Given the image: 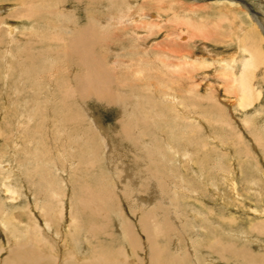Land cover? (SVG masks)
I'll use <instances>...</instances> for the list:
<instances>
[{"label": "bare ground", "instance_id": "6f19581e", "mask_svg": "<svg viewBox=\"0 0 264 264\" xmlns=\"http://www.w3.org/2000/svg\"><path fill=\"white\" fill-rule=\"evenodd\" d=\"M105 1L107 2H104V0H0V45L4 46L0 58V67L4 70L3 77L6 79L8 75L9 77L11 74L16 75L14 86L15 81L18 79L19 84L24 86V88L28 90L27 87H29L31 91L30 95L32 94L31 96L35 100L39 97V91H42L43 85L51 88L52 92L50 95L53 97H55V95L57 98L60 96L58 100L59 109L55 107L58 103L54 105L55 108L49 103L50 108L44 107V110L46 111V117L49 119V123L52 117H55V115L57 116V120L55 119L56 123L53 122V125L55 123L58 128V130H55L56 136L57 138L62 136V145L64 147L63 151L59 148L58 153V150L56 152L54 151V146L52 144L53 147L51 149L48 148L49 152L45 153V155L50 158L48 160L41 158V161L31 158V160L34 159V163L37 165L36 172L33 174L36 175V177L38 176L36 182L42 183L40 187L38 186L41 188L39 192L32 193L30 196L23 194L25 197H20L18 192H15L11 187L13 184H9V179L11 177L8 179L9 176L6 175L5 178H2L1 185L8 196H6V198L3 197L4 194L0 196V262H2V264H264V209H262L263 211L261 210L262 212L252 210L253 214L255 216L257 215V217L254 219L250 218V221L246 224L243 223V220L240 224H237V217L229 213V215L225 214V212L211 215L207 211L203 217V213L198 210V212H196L197 215L201 216V218H198L200 220L196 221V218L192 217L193 220L190 221L188 214L184 213L183 209L182 211L175 210L174 208H168L169 210H167L166 207L162 209L163 201L165 202L170 198L169 196L168 198L163 196V192L170 191V196H173V194L176 196V189H180L187 194H192L191 196H195L193 194H196L197 189L193 186H189L190 183H188V185L186 181L183 182L182 180L185 178L182 180L179 179L177 184L176 180H171L173 177L170 178L171 176H168V178H166V173L169 171V168H167L168 171L164 169V171L162 173L160 172L157 176L151 174L148 177L142 178V174L135 171L129 163H123L122 165V162H119L120 156H116L113 153L112 145L114 143L112 144L110 141L111 139H108L105 128L89 112V108H81V115L73 114L72 103L75 97L80 101L82 99L95 98L97 100L115 103L118 106L119 112L123 113L124 118L131 116L129 120L124 121L125 124H133L134 128H139L138 131H135L132 129V126L129 125L124 126L123 130L128 133V135L132 136V139L137 141L140 145L142 149L140 150V156L144 163L150 157L153 161L161 162L165 159L166 153L169 151L172 152V155L174 154L173 157H176L177 151L172 145L167 143L166 140L162 139L163 143H165L164 148L160 150L155 148V150L150 152L149 155L151 156L147 159L148 154H145V152L151 150V143L146 142L145 139L147 136L149 137L151 135L150 128L148 123L143 121V117L139 118L132 115L131 113H133L134 110H127L126 103L128 102L129 104V100L126 101L128 98H125V94L135 95L142 98V100L145 99L144 101L147 103L149 98H151L152 102H154L155 99L159 100L161 103H169L172 101L174 102L172 108L176 110L175 115L179 117L181 114L182 116L186 115L184 109L189 110L194 108V105H191V103L197 101V107L201 110L204 104H198L199 101L203 103L206 101L209 104H207L209 108L217 111V113H215L216 116L218 114L217 117H224V119L228 121L227 115L225 116L226 113L223 112L225 111L223 107H219L216 104L217 101L216 103L211 102L212 98L208 94L206 97L201 98L200 96L197 97L195 94L190 93L191 95L187 94V96L185 95L186 97L184 96L180 100H177L179 97L178 95L170 93L165 95L161 93L158 94L159 92L152 89V84H145L144 88H150L153 92L149 91L151 92L149 95H144V93L140 91L141 89H136V87L141 86V84H135L133 79H131V81L128 78L126 79L127 76H124L126 73L122 72L123 76L119 73L124 70V64H122L123 67L121 66L120 68L121 71L117 70L120 75H118V73L116 75L112 66L115 64L117 66L120 60L115 59V56L119 54L115 55L114 46L112 44L120 43L119 34L126 32L125 22L128 23L129 20L132 21V17L130 18L127 16L129 7L125 10L124 7H121V4L124 3L119 5V0ZM67 2L83 9V15H79L77 10H73V8L66 7V5L69 4H65ZM130 4L128 6H130ZM247 10L249 11L250 9L247 7ZM251 15L254 20L259 23L258 27L264 34L263 25L258 20L257 15ZM135 16L137 17L138 14ZM143 16L144 18L142 20H133L135 23L137 22L136 27H141L139 21H147L146 18L151 19L154 17V14L146 12ZM20 20L26 23H24V25L21 23L22 25H20ZM146 24H148V22H146ZM129 27L131 28V26ZM132 27L134 28V25H132ZM18 29H22L23 31H21L20 38H15L14 32ZM128 32H130L131 35L129 38L133 41L136 35L131 30ZM205 34L206 33L203 35L206 39L214 42L220 40L217 32L210 36H207L208 33ZM143 42L144 40H142V44ZM133 46L134 49H137V53L139 54V58L137 57L136 59L137 63H135L137 64L134 73L136 76L137 74L145 72V66L147 62H149L146 57L148 55L151 56V54L146 52L147 49L144 50V47V51H140L139 47L141 45H135L134 43ZM124 47L123 45L122 48ZM250 52L255 54L256 50ZM121 53H124V51ZM258 54L261 55V53ZM122 55L124 54L119 56ZM249 57V59L243 61V71H241L239 77H232L233 81L237 83L236 88L240 93V103L244 105L253 98L246 70L248 69L251 71V69H253L251 64L254 61H252L253 57ZM208 59H210V57ZM200 60L201 59H199V61ZM204 62H206V60ZM222 62H225V60L221 61V63ZM198 64L200 65L201 63ZM221 66L220 64V67ZM223 66L226 67L225 65ZM229 67H231V65ZM162 69L164 70V68ZM229 70L231 69L229 68ZM171 71H173L172 68ZM0 78L2 77L0 76ZM136 78V80H138V77ZM14 86L13 88H15ZM40 87L42 88L40 89ZM124 89H129V91L125 90V93L123 92ZM48 90L46 89V91ZM43 93H45L44 90ZM50 95L48 96L50 97ZM42 99L43 98H41V100ZM215 100L216 97L213 101ZM136 101L138 100L135 98L132 102L136 103ZM46 102L48 103L49 101ZM154 103L157 104L158 102L155 101ZM39 105H35L33 110H39ZM85 106L87 105L85 104ZM149 106L147 108H149ZM153 107H155V105H153ZM47 109L49 111H47ZM56 109L59 110V114H56ZM153 109L151 108V110ZM212 110L210 112H212ZM190 113L189 111L187 114ZM44 114L43 111L41 116H45ZM34 115L36 116V114ZM134 116L137 120L134 119ZM156 116L158 115L156 114ZM214 116H212V118H214ZM212 120L215 122V119ZM35 121L37 122L36 118ZM185 121L191 123L189 116L186 117ZM216 121L218 123V120ZM39 123L41 124V122ZM72 123L73 127L74 124L82 127L84 126L83 130H85V137L80 135V133H73V131H71L70 124ZM225 123L222 122L221 125H225ZM17 125H19V123L16 124V126ZM47 126L49 127L48 124ZM183 127L188 128L185 126ZM258 127H256L257 130L254 132V142L262 146L264 144L261 140V132H259ZM24 128L26 129V126ZM33 129L35 131L37 130L34 126ZM188 129L190 133V128ZM24 131L27 132V130ZM53 131L50 132L53 133ZM89 131L92 135L86 134V132L88 133ZM231 131L232 130H230V132ZM8 132L11 133V131ZM28 132L30 133L32 130ZM194 133H192V135ZM35 134H37V132ZM9 136H11V134ZM216 136L218 135L216 134ZM48 137L50 136L48 135ZM45 139L47 140L46 137ZM53 139L54 138L50 140ZM79 141L86 143V145L84 144L85 147L82 145V148H86V151L82 150L84 156H82V158L80 157L84 166L81 171L85 173L86 169L88 171L89 166H95L101 162L105 170H107L106 173L102 172V174L99 175L98 181H100V186L96 185L95 188H93L91 187L92 184L89 185V183L86 185L80 181L75 183L74 175H70L72 169L71 165H73L75 159L73 152L68 151L67 148H74V145ZM15 142L13 141V144H15ZM237 143H239V141ZM239 147L242 148L241 146ZM240 148L237 147L239 151ZM262 148L264 149V146H262ZM78 152L81 151L78 150ZM86 153H90V155L87 156L85 155ZM35 154L36 156L38 155L37 153ZM182 156L188 157L190 154L186 150ZM29 161L30 160L27 161L28 164L32 163ZM45 161L47 162L43 163ZM20 163H22V161H20ZM48 165L49 167L52 166L55 171L53 169H50L53 170L52 172H49V169L46 170L49 168ZM214 165H217V167H214L218 169L221 166L220 163ZM1 168L9 169L7 163ZM99 170L102 169L99 168ZM29 171L31 170L29 169ZM143 171L145 172V170ZM42 172L47 173L46 177L48 178V183H46V189L43 188L45 185H43V182L46 181V177L43 176ZM59 174L65 182L62 181V187H64L63 184H66L67 190L66 188H64V190L59 189L55 185L54 179L59 176ZM106 175L110 181L106 180ZM142 179L144 182L143 184H141ZM30 180H32V178ZM58 180L57 178V181ZM121 183H124L123 186H120ZM27 184L28 182L26 185ZM178 184L180 185L178 186ZM176 186H178V188H176ZM147 189L148 192H146L150 194L143 192ZM123 199H125L124 202H122ZM172 199H174V197H171V200ZM198 201L200 200L198 199ZM153 202L155 207H149ZM175 202L173 203L175 204ZM127 203L131 206L133 205V208L126 210L122 205H126Z\"/></svg>", "mask_w": 264, "mask_h": 264}, {"label": "rangeland", "instance_id": "374dc122", "mask_svg": "<svg viewBox=\"0 0 264 264\" xmlns=\"http://www.w3.org/2000/svg\"><path fill=\"white\" fill-rule=\"evenodd\" d=\"M146 1L149 2L147 3ZM243 1L244 2H241L240 0H131V1L119 0L118 1L119 5L121 3H124L121 4V7H124L125 10H127L126 8L129 7V10H127V16H129L130 18L132 17L131 18L132 21L129 20L128 23L125 22L126 32H122L121 33L122 35L119 34L120 43L112 44L114 46L113 49L115 55L124 54L122 55L124 57L119 55L115 56L116 60H120L119 62L121 65L118 62L119 69H118V65L116 66V64L112 66L114 68V73H116L117 75L118 73L117 70L121 71L120 68L122 64H124V68H123L124 70H122L119 73L122 74V76L123 73H126V75H124L127 76L126 79L128 78L130 81L131 79H133V82L135 84H141V86L136 87V89L137 90L141 89L140 91L143 92L144 95H149L151 92H153L152 89L159 92L158 94L161 93L165 95L167 93H170V94L178 95L179 97L177 98V100L178 99L180 100L185 95L187 96V94L191 95L190 93L195 94L197 97L200 96L201 98L206 97L208 94L212 98L211 102L216 103L217 101L216 104L219 107L220 106L223 107V110H225L223 112L226 113V114L224 113L225 116L227 115L229 123L224 119V117L222 118L217 117L218 114L217 116L215 114L217 113V111H215V109L212 110V108H209L208 106L209 104L206 101H204L203 103L199 101L198 98L199 101L198 104H202V105L204 104L202 106V109L201 110L198 109L199 107H197V103H196L197 101L193 102L191 103V105H194V108L189 110L184 109L185 114L187 116L186 115L182 116V114L180 113L182 117L181 116L179 117L178 115H175L176 110L172 108L174 103L172 101L169 103L167 102L161 103L159 100L155 99V101L158 102L156 104L154 103L155 101L152 102L151 98H149L147 103L144 101L145 99L142 100V98L137 97L135 95L125 94L126 96H128V97L125 96V98H128L126 99V101L129 100V104L128 102L127 103L125 102L127 110L129 111L134 110L133 113H131L132 115H135L139 118L143 117V121H146L150 128L149 130L151 131V135L149 137L147 136L145 139L146 142L151 143L150 145L151 147L149 146L151 150L149 152L148 151L145 152V154H148L147 159L149 158V156H151L149 155L150 152L155 150V148H158L159 150L164 148L165 143H163V140H166L167 143L172 145L173 148L177 151L176 157H173L174 154L172 155V152L169 151L168 152L169 154L166 153L165 156V159L167 158L166 160L164 159L161 162L153 161V159L150 157L148 160H146L145 163L142 162V158L140 156L141 154L140 150L142 149L140 145L137 143V141L132 139V136L128 135V133L124 132L123 130L124 126L131 125V124L126 125L124 122L126 120H129L131 116L128 118H124L123 113L119 112L118 106L115 103H110L105 100L101 101L95 98H87V99H82L81 102L75 97L72 103L73 114L81 115L82 113L81 108L83 109V107H87L89 108V112L96 118V120H98V122L101 125H103L107 133L108 139L109 140L111 139L110 141L112 144L114 143L112 145L113 153L116 156H120V160L119 159L118 160L119 162H122L121 163L122 165L123 163H129L135 171L142 174L141 176L142 178L148 177L151 174L157 176L159 175L160 172L162 173L164 169L168 171L167 168H169V171L166 173V178H168V176H171L170 178L173 177L171 180L172 181L176 180V184L179 179L182 180L183 178H185L182 180L183 182L186 181L187 184L190 183V185L188 184L189 186L195 187L197 189L196 194H193L195 196H191L192 194L189 193L187 194L183 192V190L181 191L180 189H176V196L175 194H173V196H170L171 194L170 191L168 192L165 191V193L163 192L162 194L167 198L168 196L170 197L165 202L163 201L162 209H164L165 207L167 208V210H169L170 208L171 209L174 208L175 210L182 211L183 209L184 213L188 214L190 221L193 220L192 217H195L196 221L200 220L198 218H201V216L197 215V212L199 210L203 213V217L207 211L211 215H216L222 212H225V214L229 213L237 217L236 220L237 224H240L242 220L244 221L243 223L246 224L248 221H250V218L254 219L255 217H257V215L255 216L253 214V211L262 212L263 211L262 209H264V149L262 148V146L264 145L260 146L259 144H255L253 137L255 130H257L256 127L259 126L258 129L259 132H261L260 134L262 137L261 140L264 144V134H263L264 133V34L261 31V29L258 27L259 23H257L252 17L251 14L253 13L250 10L249 13V11L247 10L248 7L247 5H249L251 6L252 10L257 12L256 14L257 18L264 28V1L263 0H243ZM104 2L107 1L104 0ZM130 2L131 4L132 3L133 4L131 5ZM65 4H68L66 5V7L73 8V10H77L79 15H83V9H81L80 7L74 6L70 2H67ZM129 4L130 6H128ZM146 12L153 13L154 17L151 19L146 18L147 21L145 20L142 22L139 21L141 27H136L137 22L135 23L133 20L136 19L142 20L144 18L143 15H145ZM137 14L138 16L136 17L135 15ZM133 16L136 18H134ZM146 22H148V24H146ZM21 23L24 25V23L26 22L20 20V25H22ZM128 25L131 26V28ZM132 25H134V28L132 27ZM204 28H206L207 30ZM130 30L134 32V34L136 35V38H134L133 41L131 40V38H129L131 37L130 32H128ZM21 31L23 30L22 29L21 30L18 29L17 31L15 30L14 32L15 38L21 37L20 36ZM216 32L220 37V40L218 42H214L212 40L206 39L203 35L204 33L206 34L208 33L207 36H210L215 34ZM136 40L139 44L136 42ZM142 40H144L143 44H142ZM134 43L135 45H139V46L141 45L139 47L140 51H144L147 49L148 51L146 50V52L151 54V56L148 55L146 57V59L148 58L149 62H147L146 66L144 65L146 67L145 72L140 73L141 75L137 74L138 76L137 75L135 76L134 74L136 71L135 68L137 67V64H135L137 63L136 59L137 57L139 58L137 49H134L133 46ZM123 45L126 48L125 47L122 48ZM1 46L2 45H0V58L4 48V46L2 47ZM143 47L145 48L144 50ZM115 49L118 51H116ZM253 50H256L255 54L250 52V51L253 52ZM122 51H124V53H121ZM257 52L261 53V55H259ZM249 56L253 57L252 61H254L251 64L253 66V69L250 68L251 71L248 69L246 70L248 73V78H249L248 81L251 87V91H252L251 93L253 98L251 97L252 98L251 101L247 102L244 105L240 103L241 102L239 100L240 93L236 88L237 83L233 81V78L239 77L241 71H243V61L245 59H249L250 58ZM209 57L210 59H208ZM199 59L201 60L199 61ZM205 60L206 62H204ZM224 60L225 62L221 63V61ZM207 62L209 67L207 66ZM198 63L201 64L199 65ZM220 64L222 66L225 65L226 67L224 66L220 67ZM229 64L231 65V67H229L230 66ZM162 68H164V70ZM171 68L173 71H171ZM229 68L231 70H229ZM3 71L4 70L2 69V67H0V76L2 77L0 78V196H2L3 194H4L3 197L5 198L6 196H8L6 195L5 190L1 185L2 178L3 177L5 178L6 175H8L9 176L8 179L11 177L9 179V184L10 185L13 184L11 185V187L14 189V191L18 192L20 197H25L24 195L30 196L32 193H36L39 192V190H41V188L39 187L42 183L40 184L36 182L38 180L37 179L38 176L36 177V175H33L36 172V168H37L36 163H34V159L37 160H41V158L44 160L50 159L48 158V156L45 155V153L49 152L48 148L51 149L53 146H54V151L56 152L58 150L57 151L58 153H59V148L62 151L64 149L62 145L63 143L62 136L57 138L56 136L57 134L55 132V130H58V128L55 125L57 116L55 115V117H52L54 121L51 119L50 120L51 124H50L48 121L49 119H47L46 117V111L44 110L45 109L44 107L50 108L49 103L53 105V108L55 107L58 108L59 105L58 100L60 96H58V98L56 95L55 97H53L52 95H50L52 92L51 88H48V86L43 85L44 86L43 88L40 87V89L42 88V91H39V97L36 98L38 100L37 101L32 98L31 96L32 94L30 95L31 91L29 87H27L28 90L24 88V86L19 84L18 79L15 81V86H14V79L16 78V75L11 74L12 78L11 75L10 77L8 75L5 79L3 77L4 75ZM119 73L118 75H120ZM136 77H138V80H136L137 79ZM9 82L12 83L10 84ZM145 84H152V89L150 88L145 89L144 88ZM13 86L15 88H13ZM22 88L25 90H23ZM46 89L49 90L46 91ZM43 90L45 93H43ZM125 90L129 91V89H124L123 92L125 93H126ZM48 95H50V97ZM42 96H44L45 98ZM215 97L216 100L213 101ZM41 98L43 99L41 100ZM135 98L138 101H136V103H133L132 101H134ZM140 99L142 100V102ZM46 101L49 102L47 103ZM34 104L35 105L40 104L39 105L40 111L33 110L35 106ZM85 104L87 106H85ZM149 105L152 106L150 107ZM153 105H155V107H153ZM148 106L150 108V112H149V108H147ZM151 108L152 109L154 108L155 110L154 109L151 110ZM58 109H56V114H59ZM210 109L212 110V112H210L211 111ZM38 111L40 116L38 115ZM43 111L45 113L44 114L45 116H41L43 114ZM47 111L49 110L47 109ZM187 111L188 112L190 111L191 113L187 114L188 113ZM34 114H36V116ZM156 114L158 116H156ZM30 116L31 117L33 116L34 118L33 117L31 118ZM135 116L134 119L137 120ZM188 116H189V120L191 119L190 122L192 124L185 121L186 117ZM212 116H214V118H212ZM35 118L37 122L35 121ZM212 119H215L214 120L215 122H213ZM216 120H218V123ZM39 122H41V124ZM53 122H55L54 125ZM222 122L225 123V125L224 124L221 125ZM18 123L20 126L19 125L16 126V124ZM36 124L38 125L40 124L41 126L40 125L38 126ZM47 124L49 125V127L47 126ZM25 126L26 129L24 128ZM33 126L34 128L37 129L36 131L33 129ZM131 126L133 130L135 131L139 130L138 127L134 128L133 124ZM183 126L190 128L191 135L189 133V129L184 128ZM70 128L71 131H73V133H78V134L80 133V135L85 137L84 134L85 130H83L84 126L82 127L80 125L74 124L73 127V123H72L70 124ZM22 129L27 130V132ZM38 129L42 132H40ZM31 130L32 132L29 133L28 131ZM230 130L232 131L230 132ZM8 131H11V133ZM50 131H53V133ZM36 132L37 134H35ZM8 133L9 135L11 134V136H9ZM192 133H194L195 135L194 134L192 135ZM86 134L92 135L90 131L88 133L86 132ZM216 134L218 136H216ZM48 135L50 137H48ZM45 137L47 138V140L45 139ZM51 137L54 139L50 140L52 139ZM22 138H24L25 140ZM13 141L14 142L16 141L15 144H13ZM238 141L239 143H237ZM242 142L245 144H243ZM26 144L27 146L28 145L29 146L27 147ZM84 144L86 145V143L79 141L77 144L74 145V148H67L68 151L73 152L75 159L73 165H71L72 169L70 175H74L75 183L78 181H80L85 185L89 183V185L92 184L91 187L95 188L96 185L100 186V181H98L99 175H101L102 172L106 173L107 170H105V167L101 162L98 165L96 164L95 166H89L88 171L86 169L85 173L81 171L82 167H84L81 159L82 156H84L82 150L86 151V148H82ZM239 146H241L242 148H240ZM237 147L240 148V151L239 149H237ZM78 150L81 152H78ZM186 150L190 154V156H188L189 158L187 156L186 157L182 156V154ZM35 153H37L38 155L36 156ZM85 155L88 156L90 155V153H86ZM171 155H172V159H171ZM17 156H19L20 158ZM31 158L34 159L31 160ZM28 160H30L29 162L32 163L28 164L27 163ZM20 161H22V163H20ZM46 162L47 161L43 163ZM215 162L220 163L221 166L219 167V169L215 168L217 167V165H214L216 164ZM6 163L7 166L9 167L8 170L7 168H1L3 165H6ZM99 168H101L102 170H99ZM29 169L31 171H29ZM48 169L49 172H52L54 170L52 166L47 168L46 170ZM143 170H145V172ZM169 172L171 173V175ZM42 174L45 177L47 175L46 172H42ZM60 176L61 175L59 174V176L55 177L54 179L55 185L59 189L64 190V188H66L67 190L66 184H63L64 187H62L61 183H63L64 180ZM31 178L32 180H30ZM57 178L59 179L58 181ZM47 180L48 178L46 177V181L43 182V185L45 184L44 185L45 187L43 186L44 189H46V185H47L46 183H48ZM106 180L110 181L108 177ZM27 182L28 184L26 185ZM143 183L144 182L142 179L141 184ZM123 184L124 183H121L120 186H123ZM197 184L201 186L199 187ZM179 185L180 184H178V186ZM178 186H176V188H178ZM146 191L148 192V189L144 190L143 192ZM147 192L146 194H150ZM171 197H174V199L171 200ZM198 199L200 201H198ZM124 200L125 199H123L122 202H124ZM154 202L149 207L154 208L155 207ZM173 202H175V204ZM122 206L125 207L126 210H130L129 208H133V205L131 206L128 203ZM0 264H2V262H0Z\"/></svg>", "mask_w": 264, "mask_h": 264}, {"label": "water", "instance_id": "95a60500", "mask_svg": "<svg viewBox=\"0 0 264 264\" xmlns=\"http://www.w3.org/2000/svg\"><path fill=\"white\" fill-rule=\"evenodd\" d=\"M241 2H244L243 0H240ZM248 8L250 9V11L253 13V14H257V12H255L254 10H252L251 6L248 5Z\"/></svg>", "mask_w": 264, "mask_h": 264}]
</instances>
